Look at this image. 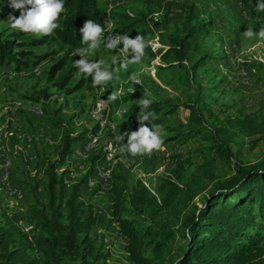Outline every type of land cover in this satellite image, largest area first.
Returning a JSON list of instances; mask_svg holds the SVG:
<instances>
[{"label": "rangeland", "instance_id": "374dc122", "mask_svg": "<svg viewBox=\"0 0 264 264\" xmlns=\"http://www.w3.org/2000/svg\"><path fill=\"white\" fill-rule=\"evenodd\" d=\"M113 1L99 0V3L107 12L143 11L151 18L150 22H161L152 26L153 33L146 38L155 49L166 47L162 38L181 28L183 17L191 7L198 14L197 20L212 22L206 31L191 39L192 46L211 51L214 58L193 74L185 66L166 65L159 55H145L141 63L130 64L127 70L120 69L107 86H94L91 77L79 74L77 68L68 72L66 81L59 85L57 81L65 68L48 79L51 65L65 53L67 62L73 61L75 49L84 45L72 46L68 53V46H61L56 40L36 46L26 43L22 47L18 44L37 36L10 27L9 14L19 16V10L0 12V40L11 41L12 52L24 48L46 54L31 67L17 69L13 61L0 66V222L16 231L27 229L29 221L25 214L32 201L30 188L37 182V192L44 196L43 168L47 160L53 158L64 130L68 129L71 135L84 133L83 141L73 149L59 171L66 170L64 180L69 184L87 172L91 156L102 154L94 163L81 194V200L85 205H92L98 216L91 231L100 255L95 264H134L111 217L112 174H124L129 181L140 179L155 193L160 177L174 178L192 169L202 158L193 141L183 146L168 143L150 155L136 157L120 151L113 129L121 133L137 129L133 121L123 115L130 104L123 96L137 84L132 80L133 74L141 80L138 85L142 92H150L164 102L192 100L200 87L202 109L204 112L210 109L222 121L241 112H264V71L252 65L254 61H264V39L258 36L249 39L244 35L248 27L256 32L264 27V11H257V6L251 11L242 0H117L115 4ZM4 14L6 18H2ZM112 27L113 24H108L105 32ZM121 55L119 47L109 51L102 43L88 59H102L116 70L119 64L113 65L110 58ZM16 58L21 56L16 55ZM242 71H246L245 77ZM114 91L120 95L109 101ZM187 114L188 111L180 107L166 117L165 124L176 126L185 122ZM254 140L255 137L234 130L230 146L239 164L250 165L264 159V138L256 143ZM107 158L109 162L102 164ZM217 170L224 176L232 173L220 160H217Z\"/></svg>", "mask_w": 264, "mask_h": 264}, {"label": "trees", "instance_id": "16d2710c", "mask_svg": "<svg viewBox=\"0 0 264 264\" xmlns=\"http://www.w3.org/2000/svg\"><path fill=\"white\" fill-rule=\"evenodd\" d=\"M10 2L0 0V12L13 10ZM242 2L251 11L257 6V0ZM64 9L58 20L60 27L53 36L31 37L18 45L36 46L56 40L61 46H68V53L72 46L82 45L79 29L87 19L101 24L104 30L113 24L105 35L135 37L139 33L145 41L153 33L152 26L161 23L150 22L143 11L107 12L99 0H64ZM197 15L189 7L181 28L162 38L166 47L155 49L146 41L145 55H159L166 65L176 63L196 73L214 58L211 51L192 46L191 39L212 24L197 20ZM2 18H6L5 14ZM11 43L0 40V66L13 61L17 69L31 67L46 56L24 48L12 52ZM66 55L59 57L48 72V79H53L58 70L65 68L57 81L59 85L75 69ZM252 65L264 71V61H254ZM133 90L123 96L124 101L130 102L123 115L137 128V102L146 93L138 84ZM200 94L199 87L192 100L164 102L155 98L150 108L157 117L152 123L166 130L163 145L183 146L193 141L202 158L199 164L174 178L160 177L155 193L140 179L129 181L124 174H112L111 217L134 264H264V159L255 164H239L230 146L235 129L255 137V143L263 139L264 112H241L222 121L210 109L204 112ZM180 107L188 111L186 121L167 126L166 117ZM83 139L84 133L71 135L68 129L64 130L53 158L43 168L44 196L37 192V182L30 188L32 201L25 214L29 221L27 229L16 231L0 222V264H95L100 257L91 236L98 216L92 205L81 200V194L102 154L91 156L87 172L69 184L64 180L66 170L59 171ZM217 160L230 167L232 173L219 174Z\"/></svg>", "mask_w": 264, "mask_h": 264}, {"label": "clouds", "instance_id": "9594fccd", "mask_svg": "<svg viewBox=\"0 0 264 264\" xmlns=\"http://www.w3.org/2000/svg\"><path fill=\"white\" fill-rule=\"evenodd\" d=\"M10 7L20 12L19 16L9 14L10 27L37 37L51 35L59 28L58 20L65 10L64 0H11ZM257 11H264V0H257ZM79 31L81 44L84 47L75 49L74 56L78 55L80 58L73 60V64L79 74L86 78L91 77L94 86H107L120 69L127 70L130 64H139L143 61L147 44L139 33L135 37H130L128 34L105 35L102 25L91 19L85 20ZM244 35L249 39L257 36L264 39V27L258 32L248 27ZM102 43L109 51L120 48L122 55L110 58L113 65L119 64V69L113 70L102 59H88V56L94 54ZM132 80L134 83H141L136 74H133ZM119 95L118 91H114L108 99L114 101ZM154 101L155 97L150 92L138 100L139 115L136 117L138 122L136 130L121 133L113 129L114 141L120 145L121 152L136 157L150 155L153 151L162 148L165 138L164 129L152 123L157 119L155 113L150 110ZM125 137H127L126 143L124 142Z\"/></svg>", "mask_w": 264, "mask_h": 264}, {"label": "built area", "instance_id": "2783aa9c", "mask_svg": "<svg viewBox=\"0 0 264 264\" xmlns=\"http://www.w3.org/2000/svg\"><path fill=\"white\" fill-rule=\"evenodd\" d=\"M117 2V0H114L113 1V4H115ZM109 162V158H107V161L106 162H104V163H102V164H107Z\"/></svg>", "mask_w": 264, "mask_h": 264}, {"label": "bare ground", "instance_id": "6f19581e", "mask_svg": "<svg viewBox=\"0 0 264 264\" xmlns=\"http://www.w3.org/2000/svg\"><path fill=\"white\" fill-rule=\"evenodd\" d=\"M245 72H246V71H242V77H243V76H244V77L246 76L247 73H245Z\"/></svg>", "mask_w": 264, "mask_h": 264}]
</instances>
